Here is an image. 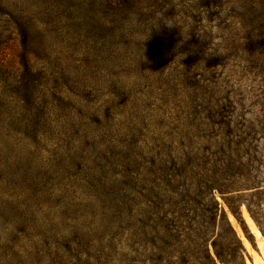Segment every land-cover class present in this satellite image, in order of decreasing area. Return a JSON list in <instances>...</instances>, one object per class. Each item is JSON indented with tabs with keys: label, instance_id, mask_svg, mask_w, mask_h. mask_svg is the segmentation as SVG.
I'll return each instance as SVG.
<instances>
[{
	"label": "rangeland",
	"instance_id": "1",
	"mask_svg": "<svg viewBox=\"0 0 264 264\" xmlns=\"http://www.w3.org/2000/svg\"><path fill=\"white\" fill-rule=\"evenodd\" d=\"M196 196L264 264V0H0V264H132Z\"/></svg>",
	"mask_w": 264,
	"mask_h": 264
},
{
	"label": "trees",
	"instance_id": "2",
	"mask_svg": "<svg viewBox=\"0 0 264 264\" xmlns=\"http://www.w3.org/2000/svg\"><path fill=\"white\" fill-rule=\"evenodd\" d=\"M187 167L183 176L187 174L197 182L202 179L203 169L198 161L195 162L189 171ZM224 185L217 189L219 193L226 191ZM211 189V187H210ZM191 200L194 206L201 207L200 216L189 217L186 215L191 210L189 203L181 200L177 203V211L168 213L177 215L171 222L172 229L169 230L164 222H155L149 219L144 233V243L137 247L133 241L130 253L131 263L138 264L141 257L142 264H242L243 248L237 239L234 231L227 221L226 215L219 210L213 197L210 199L211 206H201L199 201ZM190 202V201H189ZM235 216L236 211L231 209ZM247 210L257 226L258 215L251 211V206L247 205ZM150 218H154L152 215ZM260 228V227H259ZM262 230V229H261ZM217 231L215 238L211 242L213 255L208 248L209 238ZM134 239V236H132ZM139 251L142 254H139Z\"/></svg>",
	"mask_w": 264,
	"mask_h": 264
}]
</instances>
